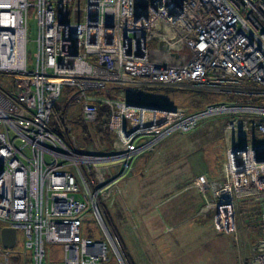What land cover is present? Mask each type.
<instances>
[{
	"label": "built area",
	"instance_id": "2783aa9c",
	"mask_svg": "<svg viewBox=\"0 0 264 264\" xmlns=\"http://www.w3.org/2000/svg\"><path fill=\"white\" fill-rule=\"evenodd\" d=\"M0 73L11 85L0 86V226L25 234L23 264H44L48 244L61 248L62 261L51 264H106L117 246L102 206L137 156L231 111L229 128L240 135L228 142L226 184L200 214H210L217 233L238 239L239 199L264 190V140L249 142L264 136V106L221 103L192 112L129 103L146 104V90L157 87L264 96V0H0ZM65 89L90 123L98 104L107 107L111 148L81 145L64 117L60 131L52 127ZM104 91L115 94H98ZM92 218L104 239L86 236ZM4 249L0 242V264H13ZM237 264H264V237Z\"/></svg>",
	"mask_w": 264,
	"mask_h": 264
},
{
	"label": "rangeland",
	"instance_id": "374dc122",
	"mask_svg": "<svg viewBox=\"0 0 264 264\" xmlns=\"http://www.w3.org/2000/svg\"><path fill=\"white\" fill-rule=\"evenodd\" d=\"M34 13L35 9H31L28 18L27 52L31 68L34 65V55L37 51V22ZM0 86H11L6 74L0 73ZM190 90V88H149L146 90L145 101L146 103L180 106L188 110L220 103L218 96L194 94ZM69 97L67 95L61 97L58 108L62 109L63 117L73 127L76 140L85 147L94 146L97 150H103L104 148L99 147L101 145L96 142L84 144L78 138L79 128H74L70 120L79 117L84 123H91L84 119L79 106L69 105ZM223 101L231 100L223 99ZM225 104L232 105L231 103ZM234 117L235 112L232 111L206 117L200 122L197 131L188 135H170L152 152L137 156L132 172L119 183V191L112 200L105 202L102 206L117 246V253L112 250L106 264H121L119 256L124 264H134L128 253L126 242L132 240L131 245H135L137 237L147 232L151 225V223L148 224L150 213L158 221L160 218L163 219V223L157 222L156 224L159 228V237L164 238L165 243H173L175 236L177 241H180L179 238H184L181 242L182 248H185L187 243L189 244L190 251L195 256L191 260L193 264H236L239 259L245 260L251 256L254 243L264 237V190L257 195L239 199L237 240L234 235H224L213 231L210 214L206 216L200 214L207 205L216 200V192L225 187L226 178L223 175V165L227 146L228 142L231 144L237 141L235 136L238 134L234 131L233 137L229 140L228 134L231 130L228 127L230 120ZM199 130L202 133L198 134ZM263 140L264 136H259L249 142L258 143ZM113 143L114 139L111 145ZM193 180L198 183L195 185ZM193 184L197 189L202 190L205 203L202 202ZM155 200L165 201L156 209L155 205L152 207L150 205H153ZM199 205L202 206L199 207ZM88 224L97 231L99 237L104 239L95 219H90ZM134 225L137 226L134 228ZM166 227H175V233L163 235L162 232ZM25 240V234L19 231L16 246L4 249L5 253L12 257L13 264H22L21 259V261H16L13 256L30 254L25 248ZM133 250H130L132 254ZM159 252L163 253L160 250ZM170 253L165 251L166 255ZM61 261V248L55 244L46 245L44 264Z\"/></svg>",
	"mask_w": 264,
	"mask_h": 264
},
{
	"label": "trees",
	"instance_id": "16d2710c",
	"mask_svg": "<svg viewBox=\"0 0 264 264\" xmlns=\"http://www.w3.org/2000/svg\"><path fill=\"white\" fill-rule=\"evenodd\" d=\"M190 92L194 94L202 93L206 95H213V96H218L220 101L219 104L221 103H235L237 105H259V106H264V96H243L239 94H230V93H216L212 91H207V90H198V89H193L190 90ZM71 94L70 89H65L63 91L62 97L64 95H67L68 97ZM101 96H107L111 97L115 94V92H99L98 93ZM224 100H231V101H223ZM59 104V102H58ZM58 104L54 107L52 114H51V120H52V127L60 131L62 129V119H63V114H62V109L58 108ZM209 105V104H208ZM208 105L201 106L195 110H190V111H201L204 108H206ZM212 105V104H211ZM109 111L105 105L98 104V113H97V118L94 122L91 124H86L83 121L80 120L79 117L73 118L70 120L74 128L76 127L77 129L79 128V133H78V138H80L84 144H93L92 142L98 143L99 147L103 148H111V144L113 142L114 136L113 134L108 130L107 125H106V120L108 117ZM200 124L197 128L199 129ZM196 130V131H197ZM206 131V130H205ZM202 133L201 130L198 131V134ZM83 144V143H82ZM99 149V148H98ZM101 149V148H100ZM86 236L89 238H98V233L97 231L93 229H88L86 230ZM13 259L16 261L22 260L23 262L28 259L29 257H26V255L18 254L13 256ZM21 259V260H20Z\"/></svg>",
	"mask_w": 264,
	"mask_h": 264
},
{
	"label": "crops",
	"instance_id": "0c3cea01",
	"mask_svg": "<svg viewBox=\"0 0 264 264\" xmlns=\"http://www.w3.org/2000/svg\"><path fill=\"white\" fill-rule=\"evenodd\" d=\"M199 181L200 180L198 179V182ZM198 182H196V180H193V183L195 185ZM194 184H193V187L197 189ZM197 192H199L200 197L202 198V202L205 203V199H204L205 196L203 195L202 190L197 189ZM163 201L160 202L159 200H155L154 204L153 205L150 204V205L151 207L155 205L154 207L157 209L160 205L163 204ZM201 206L202 205H199V207ZM157 222L163 223V219L160 218L158 221L154 219V217L151 216V213H150L148 224L151 223V225L148 228L147 232L137 237V242L135 243V245H131L132 240H128L126 242L128 244L127 245L128 253L131 257V260L134 262V264H193L191 263V260L194 259L195 256L190 251L191 248L189 247V244L187 243L185 248H182L183 245L181 242H182V239L184 238L183 237L182 239L179 238L180 241H177V238L175 236L174 237L175 241H173V243H170V244L165 243L164 238L159 237V230H158L159 228H158V224H156ZM154 224L156 225L152 226ZM136 226L137 225H134V228ZM175 230H176L175 227L174 228L166 227V229L163 230L162 234L166 236V234L175 233ZM213 231L216 232L214 226H213ZM131 249H134L133 254L130 251ZM159 250L162 251L163 253H160ZM165 251H168L171 253L169 255L168 254L166 255ZM170 257H172L171 260H170Z\"/></svg>",
	"mask_w": 264,
	"mask_h": 264
},
{
	"label": "water",
	"instance_id": "95a60500",
	"mask_svg": "<svg viewBox=\"0 0 264 264\" xmlns=\"http://www.w3.org/2000/svg\"><path fill=\"white\" fill-rule=\"evenodd\" d=\"M129 104L137 105V106H146L149 108L156 107L155 104H149V103H146V104L129 103ZM242 149H243V146L239 145L238 150H242ZM263 160H264V158L258 159V161H263ZM17 234H18L17 229L9 228V227H3L1 229V238H0L2 246L5 249L14 248L16 246V243H17Z\"/></svg>",
	"mask_w": 264,
	"mask_h": 264
},
{
	"label": "bare ground",
	"instance_id": "6f19581e",
	"mask_svg": "<svg viewBox=\"0 0 264 264\" xmlns=\"http://www.w3.org/2000/svg\"><path fill=\"white\" fill-rule=\"evenodd\" d=\"M229 129L231 130V132H229V134H228V138L230 140L233 137V135H234V130L232 128H229Z\"/></svg>",
	"mask_w": 264,
	"mask_h": 264
}]
</instances>
